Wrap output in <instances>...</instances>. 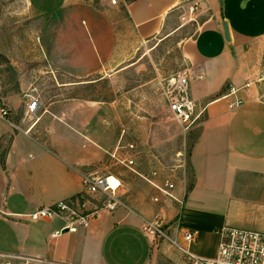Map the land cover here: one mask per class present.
Here are the masks:
<instances>
[{
	"label": "crops",
	"instance_id": "crops-1",
	"mask_svg": "<svg viewBox=\"0 0 264 264\" xmlns=\"http://www.w3.org/2000/svg\"><path fill=\"white\" fill-rule=\"evenodd\" d=\"M62 1L54 9L30 3L41 13L97 6L114 24L126 19L135 37L144 41L160 36L186 0ZM196 1L211 14L183 46L192 64L191 96L203 109L201 120L185 132L192 170L189 187L185 165L178 166L179 174L164 166L151 168L146 177L140 165L128 166L142 178L138 185L152 187L145 195L141 190L129 194L114 167L119 136L106 122L107 109L101 101L69 104L62 114L55 108L37 110V128L25 123L27 107L22 116L15 98L0 96V104L4 102L10 112L8 118H0V255L31 264H185L177 249L144 232L145 221L158 212L164 214L166 233L177 236L181 246H187L183 232H195L190 249L197 255L193 247L201 237L220 240L225 225L264 231V99L258 87L264 78L257 77L264 0ZM236 98L243 104L229 109ZM154 171L157 176H152ZM102 174L122 181L123 206L99 212L86 230L53 238L63 226L61 221L27 218L38 209L75 200L83 191L84 176ZM167 180L175 184L178 202L163 193ZM85 199L97 204L92 197ZM218 244L209 258L216 256Z\"/></svg>",
	"mask_w": 264,
	"mask_h": 264
},
{
	"label": "rangeland",
	"instance_id": "rangeland-1",
	"mask_svg": "<svg viewBox=\"0 0 264 264\" xmlns=\"http://www.w3.org/2000/svg\"><path fill=\"white\" fill-rule=\"evenodd\" d=\"M30 2L34 7L42 4L54 9L63 1L0 0V96L15 98L22 116L33 98L39 100L40 112L55 108L57 114L66 105L85 100L105 103L106 122L119 136L114 167L129 194L141 190L145 195L152 187L138 185L142 178L128 166L140 165L143 177L155 167L164 166L177 174L179 165L187 168L189 142L170 113L166 92L173 77L190 74L192 64L183 46L211 11L196 0H186L160 36L143 41L135 37L126 19L114 24L97 6H67L41 13ZM259 49L262 59L257 77L261 79L264 40ZM258 87L264 99V80ZM26 119L27 126L35 123L39 127L38 119ZM218 241L219 236L201 237L193 251L209 258ZM0 264L31 262L0 255Z\"/></svg>",
	"mask_w": 264,
	"mask_h": 264
},
{
	"label": "built area",
	"instance_id": "built-area-1",
	"mask_svg": "<svg viewBox=\"0 0 264 264\" xmlns=\"http://www.w3.org/2000/svg\"><path fill=\"white\" fill-rule=\"evenodd\" d=\"M190 81L189 73L178 74L168 82V91L166 92L170 113L185 132L195 126L203 114V109H199V105L191 96ZM242 104L243 101L236 98L229 104V109L238 108ZM39 106V100L33 98L27 104L26 115L35 118ZM9 115L8 107L4 102H1L0 118L6 119ZM157 175L156 171L152 172V176ZM82 188L83 191L75 200H64L55 205L38 209L27 215V218L32 222L55 219L61 221L63 226L51 235L54 238L66 233H78L86 230L99 212H113L123 206L119 194L123 183L113 174L84 176ZM175 189V184L167 180L162 191L168 198L178 202L173 195ZM86 197H92L97 204L93 205L88 199H85ZM143 230L153 240L165 241L171 248L177 249L185 264H264V231H252L225 225L220 230L216 256L208 258L191 251L190 245L196 238L195 232H183L182 236L187 244L186 247L180 245L177 236L172 238L166 233L163 212H158L152 219L145 221ZM176 230L178 235L179 224ZM53 264L68 263L54 262Z\"/></svg>",
	"mask_w": 264,
	"mask_h": 264
},
{
	"label": "trees",
	"instance_id": "trees-1",
	"mask_svg": "<svg viewBox=\"0 0 264 264\" xmlns=\"http://www.w3.org/2000/svg\"><path fill=\"white\" fill-rule=\"evenodd\" d=\"M189 150H190V148H189ZM187 168H188V173L191 175L192 174V170H191V165H190L189 162H188Z\"/></svg>",
	"mask_w": 264,
	"mask_h": 264
},
{
	"label": "water",
	"instance_id": "water-1",
	"mask_svg": "<svg viewBox=\"0 0 264 264\" xmlns=\"http://www.w3.org/2000/svg\"><path fill=\"white\" fill-rule=\"evenodd\" d=\"M225 27V35L227 38H229V34H228V30H227V25L224 26Z\"/></svg>",
	"mask_w": 264,
	"mask_h": 264
}]
</instances>
